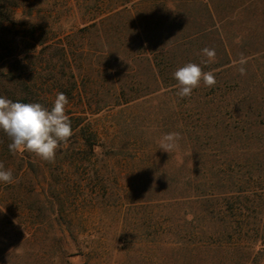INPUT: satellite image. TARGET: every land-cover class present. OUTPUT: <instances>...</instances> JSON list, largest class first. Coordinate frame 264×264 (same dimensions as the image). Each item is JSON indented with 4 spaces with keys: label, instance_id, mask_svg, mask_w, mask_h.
Listing matches in <instances>:
<instances>
[{
    "label": "rangeland",
    "instance_id": "obj_1",
    "mask_svg": "<svg viewBox=\"0 0 264 264\" xmlns=\"http://www.w3.org/2000/svg\"><path fill=\"white\" fill-rule=\"evenodd\" d=\"M140 1L0 0V60L21 59L34 90L66 94L71 125L81 119L100 145L86 149L77 128L54 161L33 156L32 168L0 146V162L15 177L0 182V264H262L264 0L144 6L155 43L187 39L161 60L168 86L107 106V52L131 39L130 29L114 21L81 30L92 15L135 12ZM206 6L220 20L213 30ZM176 11L182 19L169 21ZM205 47L215 50L214 62H203ZM187 63L213 72L215 86L201 81L180 98L173 73ZM140 68L134 77V65L120 66L129 73L125 93L155 87ZM172 132L178 148L159 149Z\"/></svg>",
    "mask_w": 264,
    "mask_h": 264
},
{
    "label": "trees",
    "instance_id": "obj_2",
    "mask_svg": "<svg viewBox=\"0 0 264 264\" xmlns=\"http://www.w3.org/2000/svg\"><path fill=\"white\" fill-rule=\"evenodd\" d=\"M160 4L161 3L159 0H141L138 3L140 9L136 10L135 12H132L124 7L120 10L115 9L113 11L97 13L92 15L87 21V24L89 23V25L81 30L87 31L89 29H96L99 26H103L114 21L125 23V26L130 29L129 31L131 34V39L127 40L124 44L119 45L115 49L109 48L107 52L109 63L106 66V74L108 75V82L111 85L112 92V101H109L107 106L127 104L139 98L158 92L162 88H165V86H168V83L164 81L165 77L163 76L161 60L166 57L169 49H171L173 45H179L187 38L171 39L168 37L169 40L171 39L170 41L168 40L169 44H167V41L164 44L155 43L157 38L155 39L153 35H151V29L148 27L152 25L153 22L152 24L150 22L148 25L144 23L145 20L141 16V11L143 10L144 6L153 8H157L159 6L164 7V3L161 5ZM182 17L183 16L176 11L175 15H171L168 20L178 22L182 19ZM203 18L205 20V25L207 24V27H209L211 30L215 29L217 24L220 23V20L215 12L212 9H209L207 6L203 12ZM209 28L203 27L202 29L197 30L191 34V37L189 38H192L196 35L199 36ZM123 64L134 65L135 69L132 70V76L134 77L140 76V67H144L151 74L152 82L155 87L150 90L148 87H145L146 85L143 81L138 80V84L145 88L138 89L134 92L133 90H130V93H125L124 88L121 87V79L123 77H129V73H127L126 76L124 75V71L120 69V66ZM21 66H24L21 59H15L14 61L5 59L0 60V96L6 97L13 102L19 101L22 103H40L44 107L51 109L54 104V97L48 94H43L38 90H34L29 83V79H27L25 73L21 69ZM69 96H72V93H70ZM69 119L72 121L73 117H69ZM78 120L79 121L75 125H71L72 132H74L77 128H80L77 135L80 136L83 146L89 151L93 152L97 147L100 146L98 145L97 136L90 130L89 127L81 125V119ZM0 137V146H3L5 151L15 159L14 164L18 160L20 162V168L23 167L24 162L28 167H34L33 162L31 161L32 157L36 156L34 153L23 150L21 153L16 152L13 154L8 148V145L11 143V141L7 135L1 131ZM74 137H76V133H73L70 138ZM62 144L63 143H61V145ZM258 240H260L262 244L264 243L263 238ZM252 246L256 247V244L253 243ZM2 255L3 252H0V256Z\"/></svg>",
    "mask_w": 264,
    "mask_h": 264
},
{
    "label": "clouds",
    "instance_id": "obj_3",
    "mask_svg": "<svg viewBox=\"0 0 264 264\" xmlns=\"http://www.w3.org/2000/svg\"><path fill=\"white\" fill-rule=\"evenodd\" d=\"M202 54L207 57L204 63L214 62L216 57L214 49L205 47ZM245 62L243 58L239 61L241 65ZM239 72L243 75L245 69L240 67ZM173 75L177 81V95L180 98L190 97L193 90L200 86L201 81L206 87H213L216 84L214 73L204 72L195 63L185 64ZM68 102V97L62 92L57 94L51 109L40 103L13 102L0 96V131L11 141L8 145L9 151L15 154L26 150L45 161H54L61 143H66L73 134L71 120L65 111ZM180 138L178 132L163 135L159 141V149L170 153L178 148ZM14 180L12 170L5 169L4 164L0 162V182L10 184Z\"/></svg>",
    "mask_w": 264,
    "mask_h": 264
},
{
    "label": "crops",
    "instance_id": "obj_4",
    "mask_svg": "<svg viewBox=\"0 0 264 264\" xmlns=\"http://www.w3.org/2000/svg\"><path fill=\"white\" fill-rule=\"evenodd\" d=\"M262 264H264V260H263Z\"/></svg>",
    "mask_w": 264,
    "mask_h": 264
}]
</instances>
